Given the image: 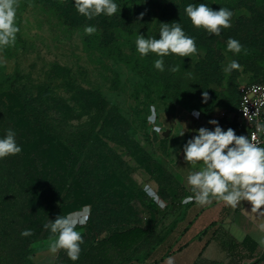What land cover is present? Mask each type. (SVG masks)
<instances>
[{
  "label": "rangeland",
  "instance_id": "1",
  "mask_svg": "<svg viewBox=\"0 0 264 264\" xmlns=\"http://www.w3.org/2000/svg\"><path fill=\"white\" fill-rule=\"evenodd\" d=\"M144 1L118 0L116 15L126 19L105 30L66 20L58 9L63 0H16L19 32L13 44L0 50V95L14 90L22 98L40 93L48 103L65 100L79 115L68 122L73 131L97 115L107 146L91 151L88 160L104 156L106 164L92 169L102 183H88L90 196L80 205L66 185L58 195L54 171L45 170L52 174L41 191L26 181L27 172L14 165L12 156L0 159V264H71L65 250L49 251L55 236L44 225L58 215L77 221L82 251L112 230L154 220L175 188L169 132L161 121L182 110L217 117L236 108L240 83H264V0ZM190 3L231 9V27L220 36L197 28L184 11ZM161 22L180 23L198 49L191 57H163V72L154 68L160 57L142 56L135 43L138 34L158 38ZM87 25L97 31L86 35ZM229 38L243 45L238 55L228 51ZM233 59L240 68L225 72ZM172 66L179 70L170 71ZM74 98L86 104L88 113ZM52 116L59 120V111ZM109 166L117 167L114 177ZM26 228L32 236H21Z\"/></svg>",
  "mask_w": 264,
  "mask_h": 264
},
{
  "label": "clouds",
  "instance_id": "2",
  "mask_svg": "<svg viewBox=\"0 0 264 264\" xmlns=\"http://www.w3.org/2000/svg\"><path fill=\"white\" fill-rule=\"evenodd\" d=\"M74 7L88 20L101 14L112 16L121 11V6L115 0H74ZM17 8L16 0H0V50L15 42L19 32L16 23ZM184 11L194 26L202 27L215 36H220L223 29L231 27L234 16V12L229 8L220 7L214 10L204 3H190ZM143 15L144 13L140 14L141 18ZM96 31L94 25L84 28L86 35H92ZM135 43L136 50L142 56L155 53L160 57L154 61V68L160 72L165 71L163 57L172 54L191 57L198 51L195 38L186 35L180 23L161 22L158 38L138 34ZM242 48L243 45L238 40L228 39V51L238 55ZM239 68L240 64L233 59L223 70L231 73ZM169 70L176 72L179 68L172 66ZM203 98L206 102L207 92L203 93ZM194 115L198 116L199 113ZM209 124L215 125L214 129L200 127L196 130L197 134L183 145L184 160L191 165L202 162V166L187 174L186 181L192 194L184 197L181 202H194L203 206L211 204L215 199L235 208L242 201H249L252 211L264 214V147L260 146L258 140V136H264V123L256 124V133L251 138L237 135L231 127L224 130L216 120H210ZM154 130L160 133L163 131L159 127ZM183 132L180 135H183ZM21 152L22 146L16 140V132L11 128L7 129L6 134L0 137V159ZM44 228L55 236L49 244L52 254L63 249L71 261L80 259L84 238L77 230V221L74 218L58 215L54 220L49 219ZM32 235L30 228L21 231V236ZM165 264H174V258L167 257Z\"/></svg>",
  "mask_w": 264,
  "mask_h": 264
},
{
  "label": "trees",
  "instance_id": "3",
  "mask_svg": "<svg viewBox=\"0 0 264 264\" xmlns=\"http://www.w3.org/2000/svg\"><path fill=\"white\" fill-rule=\"evenodd\" d=\"M63 1L64 5L58 6V9L66 20L75 22L73 24H94L106 30L112 29L119 25L121 20L126 19L122 13L114 16L101 14L88 20L77 12L74 0ZM117 1L115 0L116 3ZM129 1L133 4L136 0ZM11 91L0 95V137L4 136L9 128L16 132V140L22 146V152L10 155L14 158V165L26 171V181L33 183L35 188L39 187L41 191L47 189L45 180H48L52 174L47 175L45 170L54 171L53 173L58 174V181L54 187L58 195L66 185L68 191L76 195V203L80 205L85 203L90 196L86 185L95 181V185L102 183L101 179L97 180L99 176L93 173L92 169H96L97 165L106 164L104 156L96 155L92 158V162L88 160L91 151L103 150L107 146L102 125L97 127L98 116L91 117L83 129L73 131L72 125L68 122L79 115L75 114L73 106L65 100L58 99L48 103L47 98L40 93L22 98L15 94L14 90ZM73 101L76 105H80L79 109H83V113H88L85 110L86 104H79L75 98ZM56 111L60 113L59 120L52 116V112ZM108 168L112 172L111 176L114 177L117 167ZM175 198L176 194L172 195L169 204L167 203L165 208L157 213H164L168 207H172ZM178 222L177 216L169 225L165 235L159 238L160 243L165 240L166 235L174 231ZM155 227L156 224L147 227L134 224L112 230L106 236L91 241L81 251L80 259L76 262L72 261L71 264H123L131 261L137 249L151 236Z\"/></svg>",
  "mask_w": 264,
  "mask_h": 264
},
{
  "label": "crops",
  "instance_id": "4",
  "mask_svg": "<svg viewBox=\"0 0 264 264\" xmlns=\"http://www.w3.org/2000/svg\"><path fill=\"white\" fill-rule=\"evenodd\" d=\"M196 112L182 110L178 115L175 113L174 119L161 121L169 132L175 179L173 195L176 194V198L173 206L157 214L154 220L149 218L135 224L143 227L156 224V227L137 249L133 260L123 264H165L169 256L174 258V264H264V214L252 211L249 201H242L235 208L215 199L203 206L181 202L192 194L186 181L187 174L202 166V162L191 165L183 158V145L197 134L196 130L200 127L212 130L215 125L209 121L216 120L224 130L231 127L237 135L247 136L246 126L239 122L236 108L214 118L200 112L196 116ZM182 131L183 135H180ZM177 216L179 222L174 231L160 243L159 238L165 235ZM154 235L157 236L155 241Z\"/></svg>",
  "mask_w": 264,
  "mask_h": 264
},
{
  "label": "built area",
  "instance_id": "5",
  "mask_svg": "<svg viewBox=\"0 0 264 264\" xmlns=\"http://www.w3.org/2000/svg\"><path fill=\"white\" fill-rule=\"evenodd\" d=\"M238 105L236 115L246 126V134L251 136L256 133V124L264 123V83L246 82L238 85ZM260 146L264 143V136H258Z\"/></svg>",
  "mask_w": 264,
  "mask_h": 264
}]
</instances>
